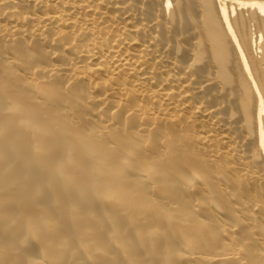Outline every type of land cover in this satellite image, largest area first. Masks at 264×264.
Returning a JSON list of instances; mask_svg holds the SVG:
<instances>
[{
    "label": "bare ground",
    "instance_id": "6f19581e",
    "mask_svg": "<svg viewBox=\"0 0 264 264\" xmlns=\"http://www.w3.org/2000/svg\"><path fill=\"white\" fill-rule=\"evenodd\" d=\"M94 260L264 264V1L0 0V264Z\"/></svg>",
    "mask_w": 264,
    "mask_h": 264
},
{
    "label": "rangeland",
    "instance_id": "374dc122",
    "mask_svg": "<svg viewBox=\"0 0 264 264\" xmlns=\"http://www.w3.org/2000/svg\"><path fill=\"white\" fill-rule=\"evenodd\" d=\"M262 1H264V0H262ZM15 192H16V190H14ZM18 196H22V197H24L25 196V191L24 190H21V192L19 193V195ZM85 198H83V200H84ZM56 203H59L60 204V202H59V200H57L56 201ZM54 207V208H53ZM50 209H52V210H57V209H60V207L58 206V205H54V206H52V208H50ZM104 212H106V214H107V210L106 209H104ZM22 215V214H21ZM23 216V215H22ZM21 216V217H22ZM53 223V226H54V228L55 227H58V222L57 221H53L52 222ZM77 223V218H76V220H75V224ZM87 225L88 226H90V225H92V222H90L89 223V221L87 222ZM100 234H101V232L100 233H98V232H96L94 235H95V237L97 238V237H99L100 236ZM121 235V231L120 230H118V232H117V235L116 236H120ZM101 239H100V241H99V245L101 246V248H102V245L104 244V241H105V239H104V237H100ZM38 240H40V238H36L35 240H33V241H25L24 239H21L20 240V243H19V248H21V250H27V249H29V252L31 253L30 254V257L32 256V254L33 253H35V251H36V249H35V247L37 246V244H38ZM172 242H173V240H172ZM63 243V242H62ZM63 245V244H62ZM65 249L67 250L68 249V245H65ZM103 248H105L103 251L105 252V253H108V254H112L113 253V249L111 248V247H109V246H105V247H103ZM137 251H135V250H132V251H129V253H130V256L131 255H135V253H136ZM137 257V256H136ZM140 257V256H139ZM156 257L157 256H152L148 261L149 262H154L155 260H156ZM139 259V258H138ZM1 260H3V258L1 259ZM139 262V261H138ZM141 263V262H140ZM59 264H61V262L59 263ZM91 264H99L98 263V261L97 260H94Z\"/></svg>",
    "mask_w": 264,
    "mask_h": 264
}]
</instances>
